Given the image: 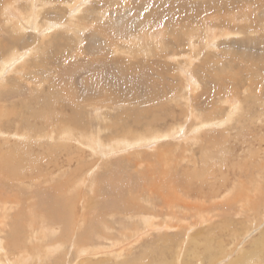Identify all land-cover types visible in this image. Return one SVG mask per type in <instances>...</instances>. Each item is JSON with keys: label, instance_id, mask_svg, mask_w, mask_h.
I'll use <instances>...</instances> for the list:
<instances>
[{"label": "rangeland", "instance_id": "obj_1", "mask_svg": "<svg viewBox=\"0 0 264 264\" xmlns=\"http://www.w3.org/2000/svg\"><path fill=\"white\" fill-rule=\"evenodd\" d=\"M54 1L0 0V216L8 225L2 239L10 246L15 240V228L20 230L21 242L25 228L36 227L48 235L37 239L38 248H29L30 261H24L29 256L24 253H19V258L9 253L6 264H40L37 256L42 254L38 252L41 245L47 254L46 249L58 239L47 228L54 225L59 236L69 227L64 221H55L58 214L54 217L55 209H49L54 200L64 195L63 199L73 201L74 218L78 216L80 224L77 229L94 235L89 245L95 248L99 237H117L115 241L126 237V224L138 220L128 216L124 208L134 202L153 212L173 207L182 212V218L185 215V220H180L184 231L179 242L170 244L176 254L170 260L175 264L188 260L191 264H231L244 252L250 253L251 264H264V0ZM164 7L168 9L165 12L161 11ZM155 14L159 18L153 25L150 22ZM207 26H216V32L219 29L208 47L209 40H204ZM120 58L122 65L111 62ZM102 59L106 61L101 63ZM54 84L57 91L51 95L50 86ZM94 88L101 91L95 93ZM65 104L71 120L63 122L70 129L60 132L56 123L63 119L61 108ZM139 113H143L142 117ZM155 114L158 117L151 128H132L134 133L121 128L135 125L132 116L143 121ZM82 118L87 124L92 121L91 125L75 130L73 127L83 122ZM142 133H152L155 140L134 146L135 136ZM83 134L88 135L81 137ZM96 136L106 142L128 136L131 147L107 155L90 148ZM63 143L72 147L66 150ZM80 145L82 157L76 156ZM26 147L32 152L28 157L23 153ZM68 153L74 156L71 162L66 159ZM119 180L131 186L114 193L110 185ZM153 184L163 185L162 195L150 191ZM60 204L62 214L71 209V203ZM164 219L159 217L161 222ZM206 220L209 225L205 226ZM194 230L202 231L198 242L201 256L197 258L189 257V239ZM155 231L147 232L151 237L144 235L139 244L134 243L136 246L123 245L127 250L118 260L152 246V235L154 238L158 233ZM34 240L31 235L27 238L31 246ZM68 240L63 239L65 245L59 247L51 263L82 264L87 259L97 262L114 258L108 257L109 243L101 241L106 248L103 246L98 254L96 249L81 256L76 254L75 241ZM207 240H211L210 245ZM166 243L154 244L155 251L165 249ZM2 248V254L7 248L12 251L11 247Z\"/></svg>", "mask_w": 264, "mask_h": 264}, {"label": "bare ground", "instance_id": "obj_2", "mask_svg": "<svg viewBox=\"0 0 264 264\" xmlns=\"http://www.w3.org/2000/svg\"><path fill=\"white\" fill-rule=\"evenodd\" d=\"M5 1H7V0H5ZM54 1V0H53ZM56 1V0H55ZM54 1V2H55ZM77 1V0H76ZM210 1V0H209ZM220 1V0H219ZM3 2H4V0H3ZM34 2V1H33ZM43 2V1H42ZM48 2H49V0H48ZM58 2H59V0H58ZM70 2V1H69ZM73 2V1H72ZM102 2H103V0H102ZM226 2V1H225ZM237 2V1H236ZM14 3V2H13ZM26 3V2H25ZM28 3V2H27ZM61 3H62V1H61ZM67 3V2H66ZM79 3V2H78ZM81 3H83V2H81ZM91 3V2H90ZM17 4H18V2H17ZM33 4V3H32ZM41 4V3H40ZM59 4V3H58ZM77 3H75V5H76ZM111 4H113V3H111ZM219 4H221V3H219ZM35 5V4H34ZM51 5V4H50ZM65 5V4H64ZM73 5V4H72ZM91 5V4H90ZM208 5V4H207ZM228 5V4H227ZM7 6V5H6ZM12 6H14L13 4H12ZM37 6V5H36ZM40 6V5H39ZM38 6V7H39ZM45 6V5H44ZM52 6V5H51ZM57 6V5H56ZM77 6V5H76ZM110 6H112V5H110ZM226 6V5H225ZM15 7H17V5L15 6ZM72 7V6H71ZM87 7V6H86ZM113 7V6H112ZM3 8H4V6H3ZM26 8V7H25ZM37 8V7H36ZM57 8V7H56ZM55 8V9H56ZM59 8V7H58ZM69 8V7H68ZM212 8H213V5H212ZM216 8V7H215ZM7 9V8H6ZM12 9V8H11ZM40 9V8H39ZM54 9V10H55ZM74 8L72 7V10H73ZM202 9V8H201ZM4 10V9H3ZM2 10V11H3ZM57 10V9H56ZM68 10V9H67ZM78 10V9H77ZM82 10V9H81ZM86 10V9H85ZM168 9L166 8V7H164L163 8V10H161V11H167ZM206 10V9H205ZM7 11H9V9L7 10ZM7 11H6V13H7ZM14 11V10H13ZM15 11H17V10H15ZM26 11V10H25ZM24 11V12H25ZM28 12H29V10H27ZM71 11V10H70ZM189 11V10H188ZM191 11V10H190ZM198 11V10H197ZM5 12V11H4ZM40 12V11H39ZM56 12H61V11H56ZM64 12V11H63ZM82 12V11H81ZM156 12H158V11H156ZM18 13V12H17ZM20 13V12H19ZM18 13V14H19ZM43 13V12H42ZM77 13H78V11H77ZM159 13H160V11H159ZM158 13V14H159ZM199 13V12H198ZM4 14V13H3ZM75 14V13H74ZM88 14V13H87ZM152 15V21L150 22V24L152 23L153 25H155V24H157V22H158V18H159V15ZM5 15V14H4ZM3 15V16H4ZM12 15V14H11ZM17 15V14H16ZM51 15V14H50ZM55 15V14H54ZM68 15V14H67ZM84 15H85V13H84ZM8 16H10V15H8ZM8 16H7V18H8ZM20 16V15H19ZM149 16V15H148ZM190 16V15H189ZM193 16V15H192ZM200 16V15H199ZM12 17H13V15H12ZM11 17V18H12ZM50 17V16H49ZM55 17V16H54ZM70 17V16H69ZM201 17V16H200ZM199 17V18H200ZM4 18V17H3ZM56 18V17H55ZM63 18V17H62ZM71 18H72V16H71ZM181 18H183V17H181ZM206 18V17H205ZM17 19V18H16ZM15 19V20H16ZM57 19V18H56ZM184 19V18H183ZM7 20V19H6ZM5 20V21H6ZM11 20V19H10ZM71 20V19H70ZM69 20V21H70ZM74 20V19H73ZM17 21V20H16ZM25 21V20H24ZM45 21V20H44ZM85 21V20H84ZM11 22V21H10ZM9 22V23H10ZM12 22H13V20H12ZM17 22H19V21H17ZM17 22H16V24H17ZM21 22V21H20ZM51 22V21H50ZM53 22V21H52ZM75 22V21H74ZM78 22H80V21H78ZM8 23V24H9ZM42 23H44V22H42ZM71 23V22H70ZM77 23V22H76ZM22 24V23H21ZM25 24V23H24ZM28 24V23H27ZM26 24V25H27ZM34 24H35V22H34ZM50 24V23H49ZM52 24V23H51ZM50 24V25H51ZM54 24V23H53ZM66 24H67V22H66ZM66 24H65V29H66ZM74 24V23H73ZM85 24V23H84ZM83 24V25H84ZM7 25V24H6ZM17 25H19V24H17ZM23 25V24H22ZM70 25H72V24H70ZM78 25V24H77ZM261 25V24H260ZM262 25H264V24H262ZM4 26V25H3ZM10 26V25H9ZM13 26V25H12ZM47 26V25H46ZM55 26V25H54ZM53 26V27H54ZM61 26V25H60ZM256 26V25H255ZM2 27V26H1ZM6 27V26H5ZM17 27V26H16ZM15 27V28H16ZM37 27H41V26H37ZM70 27V26H69ZM68 27V29H70ZM72 27V26H71ZM113 27H115V26H113ZM140 27V26H139ZM264 27V26H263ZM3 28V27H2ZM78 28V27H77ZM77 28H75V29H77ZM133 28V27H132ZM135 28V27H134ZM138 28V27H137ZM141 28V27H140ZM257 28V26L255 27V29ZM1 29V28H0ZM74 29V28H73ZM84 29V28H83ZM117 30H119V28H116ZM115 29V30H116ZM122 29V28H121ZM49 30V29H48ZM47 30V31H48ZM132 30V29H131ZM134 30V29H133ZM142 30V29H141ZM256 30H258V29H256ZM8 31V30H7ZM15 31V30H14ZM21 31H22V33H23V29L21 28ZM30 32H31V30H29ZM46 31V32H47ZM67 31V30H66ZM69 31H71V29L69 30ZM112 31V30H111ZM138 31H139V29H138ZM219 29L217 30V32H216V26L215 27H213V26H211V27H208L207 26V28H206V35H207V37L204 39L205 41H206V39H208L209 41V43L207 42V44H206V46L208 47L209 45L211 46V41H213V43H214V40L217 38H214V36L215 35H218L219 34ZM35 32V31H34ZM108 32V31H107ZM114 32V31H113ZM119 32V31H118ZM7 33V32H6ZM12 34H13V32H11ZM10 33V34H11ZM25 33V32H24ZM41 33H43V32H41ZM45 33V32H44ZM43 33V34H44ZM108 33H110V32H108ZM112 33V32H111ZM110 33V34H111ZM116 33V32H115ZM121 33H123V32H121ZM213 33H215V34H213ZM258 33V32H257ZM11 34V35H12ZM18 34V33H17ZM36 34H38V33H36ZM55 34V33H54ZM109 34V35H110ZM117 34V33H116ZM116 34H114V35H116ZM120 34V33H119ZM161 34H163V32L161 33ZM221 34V33H220ZM14 35V34H13ZM47 35H49V34H47ZM108 35V34H107ZM113 35V34H112ZM38 36H39V34H38ZM37 36V37H38ZM89 36V35H88ZM192 36V35H191ZM222 36H224V35H222ZM231 36V35H230ZM17 37H18V35H17ZM16 37V38H17ZM54 37V36H53ZM52 37V38H53ZM118 37V36H117ZM189 37L190 36H188V39H189ZM232 37V36H231ZM15 37H13V39H14ZM46 38V37H45ZM50 38V37H49ZM108 38V37H107ZM123 38V37H122ZM199 38V37H198ZM26 39V38H25ZM42 39V38H41ZM54 39V38H53ZM112 39H113V37H112ZM126 39H128V38H126ZM159 39V38H158ZM4 40V39H3ZM57 40V39H56ZM116 40V39H115ZM196 40V39H195ZM20 41V40H19ZM51 41V40H50ZM95 41V40H94ZM112 41H114V40H112ZM190 41H191V37H190ZM218 41V40H217ZM22 42V41H21ZM45 42L46 41H44V44H45ZM163 42V41H162ZM204 42V41H203ZM6 43V42H5ZM42 43V42H41ZM47 43H48V41H47ZM190 43V42H189ZM217 43V42H216ZM16 44H17V42H16ZM49 44V43H48ZM162 44V43H161ZM47 45V44H46ZM45 45V46H46ZM95 45V44H94ZM115 45H116V43H115ZM194 45V44H193ZM214 45V44H213ZM36 47L37 46H39V43H38V45H35ZM190 46V45H189ZM197 46V45H196ZM4 47V46H3ZM33 47H34V45H33ZM2 48V47H1ZM7 48V47H6ZM35 48V47H34ZM105 48V47H104ZM4 49H5V47H4ZM21 49V48H20ZM24 49V48H23ZM105 49H107L108 50V48L106 47ZM104 49V50H105ZM6 50V49H5ZM29 50H30V48H29ZM195 50V49H194ZM197 50V49H196ZM7 51H8V49H7ZM32 51V50H31ZM31 51H30V53H31ZM131 51V50H130ZM193 51V50H192ZM108 52V51H107ZM127 52V51H126ZM198 52V51H197ZM22 53H24V52H22ZM129 54V53H128ZM9 56V55H8ZM19 56V55H18ZM20 57V56H19ZM26 58V57H25ZM29 58V57H28ZM2 59V58H1ZM0 59V60H1ZM174 59V58H173ZM192 59V58H191ZM219 60V59H218ZM21 61V60H20ZM23 61H24V59H23ZM103 61H106L105 59H102L100 62L102 63ZM111 62H115L116 64H123L122 62H121V58L120 59H118V60H113L112 59V61ZM223 62V61H222ZM26 63V62H25ZM38 63V62H37ZM39 64H40V62H39ZM215 65V64H214ZM23 66V65H22ZM34 65H32V67H33ZM38 66V65H37ZM53 66V65H52ZM124 66H126V64L124 65ZM3 67H5V66H3ZM9 67V66H8ZM11 67H12V65H11ZM35 67V66H34ZM41 67V66H40ZM53 67H55V66H53ZM212 67H214V66H212ZM36 68V67H35ZM135 68H137V66L135 67ZM139 68H140V66H139ZM8 69V68H7ZM125 69H129V67H128V65L125 67ZM119 70H121V69H119ZM210 70V69H209ZM122 71V70H121ZM16 72H18V71H16ZM109 72V71H108ZM162 72V71H161ZM3 73V72H2ZM193 78V77H192ZM227 78V77H226ZM110 79V78H109ZM90 80V79H89ZM190 81H192V80H190ZM55 82V81H54ZM89 82V81H88ZM196 85V84H195ZM56 84H54V85H52V86H50L51 88H50V94L51 95H53L56 91H57V89H56ZM197 86V85H196ZM225 86V85H224ZM217 87H219V85L217 86ZM215 88H216V86H215ZM223 88V87H222ZM220 89H221V87H220ZM226 89V88H225ZM94 90H95V93H97V92H99V91H101V90H99V89H96V88H94ZM198 90V89H197ZM213 90V89H212ZM62 91V90H61ZM74 92H75V90H73ZM60 92V91H59ZM219 92L221 93V91L219 90ZM63 93V92H62ZM77 94V93H76ZM217 94H219V93H217ZM216 94V95H217ZM68 95V94H67ZM96 95V94H95ZM94 95V96H95ZM193 95V94H192ZM195 95V94H194ZM213 95V94H212ZM55 96V95H54ZM69 96V95H68ZM98 96V95H97ZM214 96V95H213ZM212 96V97H213ZM78 97V96H77ZM101 97V96H100ZM68 98V97H67ZM224 98V97H223ZM75 99V98H74ZM96 99V98H95ZM162 99V98H161ZM221 99H222V97H221ZM257 99V98H256ZM59 100V99H58ZM70 100V99H69ZM68 100V101H69ZM220 100V99H219ZM77 102H78V99H77ZM187 102V101H186ZM253 102V101H252ZM66 103V102H65ZM74 103V102H73ZM188 103V102H187ZM190 103V102H189ZM67 104V103H66ZM63 105V107L61 108V111L64 113V115L62 116V120H58L57 121V126H58V129L60 130V132H64L66 129H70L69 127H68V125H67V127H65L64 126V120H69V116L67 115V113H66V110H67V105ZM229 104V103H228ZM234 104V103H233ZM72 105V104H71ZM70 106V105H69ZM233 106V105H232ZM72 107V111L74 110V108H73V106H71ZM102 107V106H101ZM162 108V107H161ZM242 109V108H241ZM28 110V109H27ZM97 110V109H96ZM99 110V109H98ZM143 110V109H142ZM231 110H232V108H231ZM172 112V111H171ZM176 112V111H175ZM234 112V111H233ZM31 113H32V111H31ZM60 113V112H59ZM7 114V113H6ZM57 114V113H56ZM70 114V113H69ZM140 114V116L142 117V114L141 113H139ZM193 114H195V110H193ZM135 115V114H134ZM156 116H153V117H150V116H148V117H146V118H144V120L143 121H141L140 120V118H138L137 117V115L136 116H132V121H133V124H135L134 126H130V128H128V126L126 125V126H122L121 128L124 130L125 129V127H126V129H127V131L128 130H130V129H135V131L137 130V129H139V128H143V129H145V127L146 128H151V126H153L152 124H153V120H154V118H155V120L157 119V117H158V114H155ZM160 115H162V114H160ZM160 115H159V117H160ZM234 115V114H233ZM58 117V116H57ZM199 117V116H198ZM230 117V116H229ZM78 117H76L75 119H77ZM94 118V117H93ZM97 118L100 120L101 118H102V114L100 113V110L97 112ZM74 119V120H75ZM95 119V118H94ZM29 120V119H28ZM31 120H32V118H31ZM70 120H71V118H70ZM82 120H83V122L81 121V123H79V124H76V126H74L73 128H75V130L76 129H79V131H80V129H87L88 128V126L89 125H91V122L89 123V124H87V121L85 120V119H83L82 118ZM160 120H161V118H160ZM237 120V119H236ZM77 121V120H76ZM131 121V122H132ZM199 121V120H198ZM225 121V120H224ZM61 122H63V124L62 125H60V123ZM104 122V121H103ZM156 122V121H155ZM27 123H29V122H27ZM67 123H69L68 121H67ZM75 123V122H74ZM82 123H83V125H82ZM115 123V122H114ZM118 124V123H117ZM132 124V125H133ZM213 124V123H212ZM28 125V124H27ZM71 125H73V123L71 124ZM88 125V126H87ZM120 125V124H119ZM129 125V124H128ZM206 126H207V124H205ZM211 125V124H210ZM115 126V129L117 128V126L116 125H114ZM155 127V126H154ZM125 129V130H126ZM131 130V131H133V133H134V130ZM175 129V128H174ZM92 131H93V128L91 129ZM151 130V129H150ZM173 130V129H172ZM20 131V130H19ZM52 131V130H51ZM73 131V130H72ZM79 131H77V132H79ZM85 131V130H84ZM95 131V130H94ZM98 131V130H97ZM115 131V130H114ZM113 131V132H114ZM22 132H23V130H22ZM86 132V131H85ZM112 132V133H113ZM119 132V131H118ZM2 133V132H1ZM69 133V132H68ZM71 133V132H70ZM73 133V132H72ZM112 133H111V135H112ZM120 133V132H119ZM122 134L124 133V132H121ZM136 133V132H135ZM145 133H146V130H145ZM145 133L143 134H137L136 136H135V141L133 142V145L134 146H136L137 144L139 145V144H142V143H145V144H147L148 142H149V140L151 141L152 139H154V137L152 136V133H151V135H145ZM148 133H150V132H148ZM173 133V132H172ZM51 134V133H50ZM114 134V133H113ZM127 134H128V132H127ZM18 135V134H17ZM41 135H43V134H41ZM62 135H66L65 133H62ZM62 135H61V141H62ZM86 135H88V134H86ZM86 135L85 134H83V135H80L81 137H86ZM96 135V134H95ZM97 135H99V132H97ZM126 135V134H125ZM79 136V137H80ZM93 136V134L91 135V137ZM113 136V135H112ZM78 137V136H77ZM95 137V136H94ZM99 137V136H98ZM97 136H96V138L93 140L92 139V142H90V148L91 149H93V150H95V148L96 149H100L101 150V152H105L106 154L108 153V154H111V153H114L117 149H119V148H123V149H126V148H130L131 147V143H130V139L128 138V136H124V137H118V138H113V139H111L109 142H106L103 138H98ZM129 137H132V136H129ZM157 137V136H156ZM159 137V136H158ZM134 138V137H133ZM80 140H82L81 138H79ZM90 139V138H89ZM133 140V139H132ZM155 140V139H154ZM157 140V139H156ZM159 140V139H158ZM85 141H86V139L84 140V142H82V144L83 143H85ZM87 141H89V140H87ZM147 141V142H146ZM6 143V142H5ZM8 143V142H7ZM79 143V142H78ZM88 143V142H87ZM0 144H2V143H0ZM15 144H17V143H15ZM64 144V143H63ZM152 144V143H151ZM150 144V145H151ZM82 145H80V146H77V149H76V151H80L81 152V154H80V152L79 153H76V156H78V157H82L83 156V153H84V151H83V149H81V148H79V147H81ZM85 146V145H84ZM146 146V145H145ZM19 147V146H18ZM64 149H66V147H69L68 149H70L71 147H72V145L70 144V143H68V144H64L63 146H62ZM61 147V149H63ZM83 147V146H82ZM21 149V148H20ZM23 149V148H22ZM18 150V149H17ZM67 150V149H66ZM120 150V149H119ZM10 151V150H9ZM74 151V150H73ZM130 151V150H129ZM14 152V151H13ZM61 152H63L62 150H61ZM23 153H24V156L26 155V157H28L27 155H32V152H31V150L29 149V148H24V150H23ZM74 153V152H73ZM2 154V153H1ZM107 154V155H108ZM65 156V155H64ZM180 156V155H179ZM185 156V155H184ZM183 156V157H184ZM5 157V156H4ZM21 157V156H20ZM67 157L68 158H66L67 159V161L68 162H71L72 161V159H73V155L72 154H70V153H68L67 154ZM7 158V157H6ZM24 158V157H23ZM187 159V158H186ZM1 160V159H0ZM74 160V159H73ZM9 162H10V160H8ZM6 163V162H5ZM64 164V163H63ZM67 164V163H66ZM71 164V163H70ZM135 164V163H134ZM136 164H137V162H136ZM141 164V163H140ZM138 165V164H137ZM136 167H138V166H136ZM199 170V169H198ZM211 172V171H210ZM115 180V179H114ZM122 180V179H121ZM125 180V179H124ZM111 181V180H110ZM128 181V180H127ZM164 181V180H163ZM72 182V181H71ZM75 182H77V181H75ZM102 182V181H101ZM107 182V181H106ZM80 183V182H79ZM111 183H113V182H111ZM110 183V184H111ZM120 183H122V181L120 182V180H119V182H116V183H114V184H112V185H110V188H112V190L111 191H113L114 193H116V191H118V192H120V191H122V190H124V189H127L128 187H130L131 186V184L129 185V183H125V185H124V183H122V184H120ZM75 184H77V183H75ZM74 184V185H75ZM127 185V186H126ZM154 185L156 186V187H154ZM125 186H126V188H125ZM152 186V189L150 190L151 192H154V193H161V191H163L164 190V188H163V185L162 184H160V185H157V184H153V185H151ZM116 187V188H115ZM117 187H118V190H117ZM158 187H159V189H158ZM90 188V187H89ZM115 188V191L113 190ZM173 191H174V189H172ZM58 191H60V190H58ZM101 191V190H100ZM99 195V194H98ZM102 195V194H101ZM161 195H162V193H161ZM205 195V194H204ZM65 196V195H64ZM64 196L62 197H56L57 199L56 200H54L53 201V205H50L51 207H49V206H47V208L49 207V209L51 208H54L55 209V214L53 215L54 217H55V215H57L56 217H55V219L57 218V220H55V221H57V222H63L65 225H69V227L66 229V232H64V233H66L67 235H65L63 232H62V234L63 235H59V236H57V233H56V227L53 225L52 227H48L47 229H49V231L50 230H52V233L53 232H55V237H57L58 239H57V241L54 243V245H51L50 247H48L46 250H48L49 251V253H45V251H43V249L44 248H42L43 246L41 245V248H40V246H39V253H42L41 255L39 254L38 256H37V258H40V264H53V263H51V258H52V256L55 254V253H57L58 252V249H59V247L60 246H64L65 244V242H63V239H64V241L65 240H67V239H69L68 241H70L69 243H71V241L72 240H74L75 241V247H77L76 248V254L78 255H85L86 256V254L89 252H91V253H93V251H95L96 249V252H95V254H98L99 252H100V250L101 249H103L102 247L105 245H103L102 244V242L101 241H103V242H105V243H109V244H107V248H110L109 249V256L108 257H111V256H113L114 258H112V259H104V260H100V261H97V262H90V259H87V260H84L83 261V263L82 264H175V263H173V260H170V259H172L171 257H174V255H176L175 254V252L173 251L174 249V245H173V247H172V245L170 246V244H174L175 242H179V239L178 238H180V236H182V232L184 231L182 228L184 227H181V223H180V220H185V215H183V218H182V212L181 213H178V212H176L175 210H173L174 208L173 207H170L169 209H172V210H165V211H160V212H153V211H150V210H148L146 207H143L140 203H134V202H127L128 203V205H127V208H124V209H126L124 212L126 213V214H128V216H130V217H132V218H135V220H138V222L137 223H134V222H130V223H127L126 224V226L124 227V228H126L125 229V234H124V236L126 235V237L125 238H123L122 240H118V241H115L116 239H117V237H113V238H105V239H103V238H101V237H99V240L96 242V243H94V245L95 244H97V248H95V246H90L89 244L91 243L90 241L92 240V238H93V236H91V233H90V231H88L89 233H86V232H83V231H81V233H80V231L77 229V227H78V225L80 226V224L78 223V216L77 217H75L74 218V205H73V201L71 202L69 199H63L64 198ZM115 196V195H114ZM173 196V195H172ZM207 196V195H206ZM69 198V197H68ZM102 198V197H101ZM170 198V197H169ZM60 199V200H59ZM85 199V198H84ZM107 199V198H106ZM130 199V198H129ZM132 199V198H131ZM127 200V199H126ZM163 200H165V199H163ZM168 200H171V199H167V201ZM52 201V200H51ZM64 201V203H71L70 204V207H71V209L70 210H66L65 212H67V213H64V214H62L63 212H60V208H61V204L60 203H62ZM120 201V200H119ZM125 201V200H124ZM45 202V201H44ZM75 202H77V201H75ZM116 202V201H115ZM121 202V201H120ZM126 202V201H125ZM169 202V201H168ZM177 202V201H176ZM187 202H189V201H186L185 203H187ZM49 203V202H48ZM50 203H52V202H50ZM103 203V202H102ZM122 203V202H121ZM145 203V202H144ZM7 204V203H6ZM76 204V203H75ZM106 204H107V201H106ZM171 204L173 205L174 203H173V201L171 202ZM176 204H178V203H176ZM189 204L190 203H187L186 205H187V207H189ZM88 205V204H87ZM46 206V205H45ZM76 206V205H75ZM90 206V205H89ZM97 206H100V204L98 203V205ZM101 206H103V205H101ZM4 207L5 206H3L1 209L3 210L4 209ZM44 207V206H43ZM64 208V207H63ZM77 209V208H76ZM90 209V208H89ZM156 209H157V207H156ZM191 209V208H190ZM48 210V209H47ZM101 210V209H100ZM93 211V210H92ZM118 210H116V211H114V212H117ZM122 211V210H121ZM110 212V211H109ZM209 212H211L210 210H209ZM8 213V212H7ZM96 213V212H95ZM98 213H100L99 211H98ZM112 213V212H111ZM200 213H202V212H200ZM22 214H24V213H22ZM32 214V213H31ZM45 214V213H44ZM89 213L88 212H86V215H88ZM91 214V213H90ZM105 214V213H104ZM185 214V213H184ZM199 214V213H198ZM203 214H204V212H203ZM5 215V214H4ZM85 215V214H84ZM84 215H82V217L84 216ZM99 215V214H98ZM200 215H202V214H200ZM32 216V215H31ZM101 216V215H100ZM116 216V215H115ZM160 216H164L165 217V219L161 222V220H159V217ZM7 217V216H6ZM40 217H42V216H40ZM39 217V218H40ZM88 217H90V216H88ZM88 217H87V219H88ZM108 217V216H107ZM121 217V216H120ZM187 217H189V216H187ZM207 217H208V215H207ZM207 217L205 218V219H207ZM32 218H35V217H32ZM94 218V217H93ZM99 218V217H98ZM101 218V217H100ZM122 218V217H121ZM196 218H197V216H196ZM204 217H202V219H203ZM210 218V217H209ZM44 219V218H43ZM73 219H75V221H73ZM86 219V220H87ZM96 220H97V218H95ZM103 219V218H102ZM126 219V218H125ZM128 219V218H127ZM140 219H142V222H139V220ZM189 219V218H188ZM202 219H200V220H202ZM205 219H203V220H205ZM38 220V219H37ZM83 220V219H82ZM85 220V219H84ZM85 220V221H86ZM90 220H92V218L90 219ZM90 220H88V221H90ZM104 220V219H103ZM102 220V221H103ZM110 220V219H109ZM113 220V219H112ZM115 220V219H114ZM132 220V219H131ZM170 221V222H172V223H169L168 221ZM209 220V219H208ZM31 221H33V220H31ZM36 221V220H35ZM87 221V222H88ZM116 221H117V219H116ZM179 221V223H176V222H178ZM210 221H212V220H210ZM36 222H38V221H36ZM82 222H84V221H82ZM95 222H98V221H95ZM106 222V221H105ZM184 222V221H183ZM182 222V223H183ZM186 222V221H185ZM197 222H198V220H197ZM203 222H205V221H203ZM206 222L208 223L209 221H207L206 220ZM9 223V222H8ZM31 223V225H32V222H30ZM34 223V222H33ZM40 223V222H39ZM101 223V222H100ZM108 223V222H107ZM115 223V222H114ZM122 223V222H121ZM176 223V224H175ZM195 223V222H194ZM62 224V223H61ZM84 224V223H83ZM82 223H81V226L83 225ZM85 224H86V222H85ZM116 224V223H115ZM120 224V223H119ZM196 225H197V223H195ZM198 224H200V223H198ZM33 225H35V224H33ZM37 225V224H36ZM35 225V226H36ZM42 225V224H41ZM94 225V224H93ZM108 225H110V224H108ZM117 225V224H116ZM184 225V224H183ZM187 225H189L188 223H187ZM194 225V224H193ZM206 225H209V223L208 224H205V226ZM46 226V225H45ZM49 226V225H48ZM63 226V225H62ZM61 226V227H62ZM67 226H64V228H66ZM103 226V225H102ZM102 226H100V227H102ZM118 226V225H117ZM186 226V225H185ZM202 226V225H201ZM6 227H8V225H7V223L6 222H4V220H3V217L2 216H0V250L1 249H3L2 248V246L5 248V247H11V250L12 251H8V248L6 249V250H4V251H2V252H4L3 254L2 253H0V264H6V258L9 256L10 257V255L11 254H9V253H12L13 255H17V258H19L18 257V255H19V253H22L21 255H29L30 254V250H29V248L30 247H37L38 248V244H40V243H37V239H42L43 237L45 238V236L47 237L48 235H45V231H42L41 232V230L40 231H37V229H35L36 227H34V229H32L31 228V230H27L26 228H25V230H26V232L25 233H23V231H21V234H23V240H22V242H21V240H20V237H21V235L19 234V232H20V230L18 231L16 228H15V230L16 231H14V229H13V231H12V234L14 235V238H15V240L14 241H12V243H11V245L10 246H8L6 243H4V240L2 239V234H4V232H6ZM42 227H44V225H42ZM88 227V226H87ZM99 227V226H98ZM106 227V226H105ZM145 227H147L148 229H146V230H143V228L145 229ZM40 228H41V226H40ZM39 228V229H40ZM46 228V227H45ZM58 228V227H57ZM89 228V227H88ZM93 228V227H92ZM111 228H112V226H111ZM119 228V227H118ZM189 228V227H188ZM187 228V229H188ZM208 228V227H207ZM24 229V228H23ZM99 229V228H98ZM116 229V228H115ZM114 229V230H115ZM191 229V228H190ZM194 229H196V228H194ZM201 229V228H200ZM206 229V228H205ZM24 230V231H25ZM43 230H45V229H43ZM83 230V229H82ZM96 230V229H95ZM154 230H156L155 232H158L157 233V235H156V237H154L153 238V235H152V238H151V243H152V246H145L144 248H143V250H141L142 252L140 253V254H138V255H133L132 254V256L130 255L129 257H127V255L126 254H124V255H126V259H124V260H118V257H119V255L122 253V251H124V249H126V245H132L133 246V244L134 243H138L141 239L143 240V236L145 235L146 237H147V239H149L151 236H149V235H151V234H149L148 235V233L147 232H150V233H152V231H154ZM158 230V231H157ZM183 230V231H182ZM185 230H186V227H185ZM199 229L197 228V231H198ZM207 230V229H206ZM11 231V230H10ZM17 231H18V233H17ZM64 231V230H63ZM85 231V230H84ZM106 231H107V228H106ZM173 231H176V233H174ZM182 231V232H181ZM194 231H196V230H194ZM194 231H192L193 232V237H191L190 236V239H189V242L190 243H192L190 246H189V257H194V258H197L198 256H201L200 254H199V252L201 251L200 250V245L198 244V242H200V237H199V235L201 236V234H202V231H200L199 233H197V231L196 232H194ZM60 233V232H59ZM154 233V232H153ZM185 233L186 234H188V232H186L185 231ZM11 234V235H12ZM47 234H48V232H47ZM186 234H185V236H186ZM31 235V239H35L34 241H36V242H34V243H32V246L31 245H29L28 244V242L29 241H27V238L29 237ZM39 235L41 236V237H39ZM45 235V236H44ZM106 235V234H105ZM109 235V234H108ZM122 235V234H121ZM120 235V236H121ZM149 236V238H148V236ZM43 236V237H42ZM54 236V235H53ZM68 236L70 237V238H68ZM184 236V235H183ZM123 237V236H122ZM101 238V239H100ZM145 238V237H144ZM185 238V237H184ZM187 238H188V236H187ZM158 239V240H157ZM161 239H163V240H161ZM153 240V241H152ZM185 240V239H184ZM184 240H181V242H180V244L181 245H183L182 244V242L184 241ZM68 241H66V242H68ZM186 241H188V240H186ZM39 242V241H38ZM141 242V241H140ZM143 242V241H142ZM168 244H167V243ZM207 242V244L208 245H210V243H211V240H210V242L207 240L206 241ZM30 243V242H29ZM47 243V242H46ZM143 243H146V242H143ZM143 243H141V245L143 244ZM150 243V242H149ZM149 243L147 244V245H149ZM160 243H166V248L165 249H163L162 251H155V246H153L154 244H156V245H160ZM139 244V243H138ZM184 244H185V242H184ZM70 245V244H69ZM72 245V244H71ZM91 245H92V243H91ZM123 245H125L124 247H122ZM135 245V244H134ZM176 245H177V243H176ZM175 245V246H176ZM74 246V245H73ZM115 246H117V248H115ZM120 246V247H119ZM136 246V245H135ZM135 246H134V248H135ZM138 246V245H137ZM105 248H106V246H104ZM186 247V246H185ZM63 248V247H62ZM119 248H122L121 250H120V253H118V250H119ZM140 248H141V246H140ZM181 248H184V247H182L181 246ZM185 249V248H184ZM32 250H34V249H32ZM113 250V251H112ZM127 250V249H126ZM130 250H132V249H130ZM137 250V249H136ZM102 251V250H101ZM132 251H134V250H132ZM186 251V250H185ZM185 251H183V249H182V252H184L185 253ZM221 251H223V250H221ZM18 252V253H17ZM47 252V251H46ZM75 252V251H74ZM127 252V251H126ZM128 252H129V249H128ZM139 252V251H138ZM24 253V254H23ZM32 253V252H31ZM34 253V252H33ZM32 253V254H33ZM88 253V254H89ZM130 253H131V251H130ZM206 254H207V252H205ZM38 254V253H37ZM107 254V255H108ZM123 254V253H122ZM121 254V255H122ZM128 254V253H127ZM178 254H180V253H178ZM43 255H45L44 257H43ZM81 255V256H82ZM111 255V256H110ZM80 256V257H81ZM212 256H217V254H213ZM250 253L249 252H244V253H242L237 259H236V261L234 262L233 261V263H231V264H251V260H250ZM48 257V259H46ZM183 257H185V255L183 256ZM188 257V258H189ZM20 258H22V257H20ZM33 258V257H32ZM204 258V257H203ZM117 260L116 262L114 261V260ZM190 259V258H189ZM8 260H10V261H12L11 259H9L8 258ZM31 260V256L29 255L24 261L26 262V261H30ZM177 260H180V259H177ZM215 260V259H214ZM213 261V260H212ZM13 262V261H12ZM178 262V261H177ZM203 262V261H202ZM8 263V262H7ZM24 263V262H23ZM12 264V263H11ZM185 264H191V261H189L188 260V262L186 263L185 262Z\"/></svg>", "mask_w": 264, "mask_h": 264}]
</instances>
